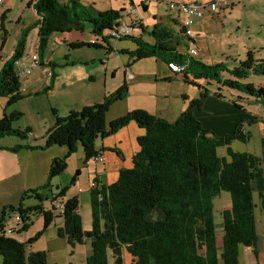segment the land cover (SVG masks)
Segmentation results:
<instances>
[{"label": "trees", "instance_id": "1", "mask_svg": "<svg viewBox=\"0 0 264 264\" xmlns=\"http://www.w3.org/2000/svg\"><path fill=\"white\" fill-rule=\"evenodd\" d=\"M140 7L146 10L145 6ZM32 8L38 17L34 27L37 28L40 61L53 34L83 32L86 24L93 34L108 44L110 37L103 36V33L119 23L123 12H99L93 5L82 6L78 0H33ZM137 22H141L140 19ZM140 24L132 27L146 31ZM180 34L184 35V32L174 34L171 29L156 24L148 33L152 43L132 35L121 37L129 38L137 45L129 53L133 61L153 58L166 65L171 62L186 63V70L180 75L185 83L201 91L198 99L191 100L189 109L181 112L175 121L168 122L137 109L106 126L105 117L109 108L127 97L125 82L105 95L101 103L70 112L67 117L61 118L52 111L53 124L45 132L44 146L40 149L65 147L67 154L63 158H54L49 167L48 182L28 193L34 196L37 205L23 208L20 203L18 208H3L0 214L2 264H48L46 252H28L27 246L31 247L38 240L52 223L54 214L62 218V226L57 228L56 235L65 239L71 249L83 245L85 241L90 242L91 254L86 258V264H108L109 256L113 257L114 264H122L124 250L135 259L136 264H240V246L252 248L256 255L255 210L259 209L260 214L264 212V119H260L263 124L260 156L234 152L232 142L246 143L249 140L244 124H253L258 119L244 116L229 133L224 134H216L206 128L198 114L210 94L217 99H221V95L197 85L196 81L213 82L228 91H240L255 103L264 105V88H254L245 83L250 75L264 76V60H255L248 52L246 58L233 69H227L223 64L206 65L187 53L177 52ZM25 41L26 30L21 34L13 56L0 70V97L7 98V105L23 98L15 62L22 56ZM84 46L99 47L96 44L84 45V42L69 44L71 49ZM111 51L108 46L107 52ZM41 64L44 63L41 61ZM45 64L50 69L54 66L51 62ZM55 77V72L51 70L45 90L51 89ZM18 116L16 113L0 118V139L10 136L23 139L25 134H30L29 129L22 132L12 128L11 122ZM131 122L144 131L136 139L138 151L132 158V167L121 169L116 181L110 185L97 186L95 183L89 195L91 227L89 231H84L78 200L71 198L63 201L66 188L53 194L49 180L63 173L68 158L77 151L78 144L82 147L85 161H88L96 156L95 139L112 136ZM220 148H225V153L219 154ZM19 149L36 147H0V150L11 152ZM44 190L49 191L51 199L41 194ZM222 193L229 195L230 202L229 207L220 212L221 241L218 244L214 199ZM48 200L50 206L56 201L63 203V213H57L52 206L50 210H44L42 203ZM6 210L18 213L17 222L22 231L31 225L33 214L42 215L43 231L26 243L6 237L3 228Z\"/></svg>", "mask_w": 264, "mask_h": 264}, {"label": "rangeland", "instance_id": "2", "mask_svg": "<svg viewBox=\"0 0 264 264\" xmlns=\"http://www.w3.org/2000/svg\"><path fill=\"white\" fill-rule=\"evenodd\" d=\"M29 0H5L0 3V70L13 56L17 43L21 38V34L26 30V41L19 64L29 63L28 57L33 53L34 46L37 40V28L34 27L36 15L34 11L27 9V2ZM82 6L93 5L99 12H106L109 10L120 12L123 10L122 20L127 26L131 22L139 20L141 16L142 21L147 20V31L142 35V40L145 42H153V39L148 35L152 28V18L158 20L165 17H173L172 10H169V3H176L175 0H143L147 4L148 9L143 11L141 6L142 0H78ZM212 1V0H211ZM210 1V2H211ZM10 6V7H7ZM138 12H131L134 9ZM176 12L174 11V14ZM3 21L1 22V17ZM185 16L183 14L178 18L179 22H183ZM177 29H181L179 25ZM132 34L136 36V29L132 30ZM107 33L104 32L103 36ZM84 45L96 44L99 47H81L71 49L69 45H54L53 38L48 43L46 51L52 53L50 57L53 60V67L51 70L55 72L59 85L57 88H51V93L47 90H41L35 93L33 90H25L23 98L12 105H7V98L0 97V118L3 115L10 116L18 113V118L11 122V126L15 130L25 131L30 130L28 138L32 146L40 148L44 146L45 132L51 126L53 119L52 111L57 116L64 118L74 110L80 111L83 107L78 105L79 101L88 103L84 107L102 102L105 95L114 92L124 82L127 86V97L121 102L113 104L105 117L106 126L112 120L119 118L131 111L141 109L150 114L151 112H158L163 119L168 122H173L183 111L189 109L191 100L198 99L200 88L184 82L182 75L172 74L169 77L162 75L161 64L157 59H144L140 61H133L130 52L137 48V45L129 38H108L107 43L103 42L102 38L93 34L92 29L86 24L83 31ZM215 41V39H214ZM53 45V46H52ZM112 49L107 52V47ZM245 59V55L241 60ZM238 61H226L224 63L227 68L233 69L238 66ZM33 72L26 78L20 79V82L26 84L32 80L38 81L41 78V68H34ZM228 75L226 72H224ZM131 74L134 78H127ZM190 79V78H188ZM197 85L205 87L212 93H219L221 99L215 98L224 104H228L236 113H242L248 116V119H258L253 124H244V132L248 133L249 140L246 143L234 141L231 144V149L234 152H248L255 156H260V141L263 137V124L260 119H264V105L255 103V101L246 94L237 90H226L218 84H207L203 81H196ZM245 83L251 84L254 88H264V76L250 75ZM220 87V89H218ZM31 92L29 95L28 92ZM249 99V100H248ZM213 105V102H210ZM208 104V103H207ZM205 103V106H207ZM199 112V114L210 113L212 107L209 106ZM77 108V109H76ZM144 108V109H143ZM222 109H225L224 107ZM198 114V116H199ZM200 120V119H199ZM201 121V120H200ZM202 123V122H201ZM204 126V124L202 123ZM216 134L219 133L214 128L209 127ZM25 134V138L21 139L16 136L5 137L0 139V147L6 149H14L17 146H27L29 142ZM102 140L97 138L94 140V149L100 147ZM55 147V146H54ZM52 148V147H51ZM7 151V150H2ZM42 156L29 155L21 149L13 152V162L10 160L1 164L3 160L0 158V206L7 208H18L22 203L23 208L33 207L38 204L32 194H28L30 190H34L32 186L42 187L48 182L49 166L44 164L42 158L46 157L49 149L41 150ZM52 151H63L67 154V148H52ZM11 152V151H8ZM82 147L77 146V151L71 154L68 158L66 168L63 173L49 180L50 187L53 188V194H57L62 189L66 188L68 200L73 198L71 192L77 189L71 186V181L75 177L76 171L79 168V156L82 157ZM5 153V152H0ZM218 153H225V148L218 149ZM65 154V155H66ZM64 155V156H65ZM59 157V158H63ZM0 157L9 158L7 154H0ZM104 163H96L98 170H101ZM93 164L90 163V167ZM68 169V170H67ZM74 175V176H72ZM62 177V178H60ZM78 178V176H76ZM86 174L83 173L81 183L86 182ZM59 187V191H56ZM38 188V187H37ZM35 188V189H37ZM46 195L48 199L50 194L48 190L41 192ZM229 195L222 193L219 197L214 199V222L216 224V237L218 244L221 241V210L229 207ZM82 207L83 216L85 218L86 212L89 215V206L87 203ZM258 204V202H257ZM44 210H50V202L44 201L42 203ZM86 207L87 211H86ZM3 209L1 210V212ZM0 212V214H1ZM5 222L3 224L4 233L6 237L12 238L18 242L26 243L29 239L36 236L43 231V217L39 214H33L31 217V225L26 231H22V227L17 222L18 213L16 211L9 212L6 210ZM54 214L53 220L58 222V218ZM256 230L258 234V242L256 245V255L252 248L240 246L238 251V261L240 264H264V212L259 213V209L255 210ZM42 223V224H41ZM263 225V227H262ZM27 232V235L24 234ZM56 227L52 223L42 232V235L32 245L34 251L49 252V264H63L69 260L66 241L57 238ZM24 239V242L22 240ZM27 248H30L27 246ZM82 251V248H79ZM28 250V249H27ZM74 259V258H73ZM1 261V259H0ZM110 264H113L111 259ZM74 264H85L82 254L78 252L74 259ZM220 264H222L220 262Z\"/></svg>", "mask_w": 264, "mask_h": 264}, {"label": "crops", "instance_id": "3", "mask_svg": "<svg viewBox=\"0 0 264 264\" xmlns=\"http://www.w3.org/2000/svg\"><path fill=\"white\" fill-rule=\"evenodd\" d=\"M175 1L176 3H190V2L207 3L210 2L211 0H175ZM32 5H33V0H29L27 2L26 8L27 9L31 8L33 10ZM142 5L145 6L146 10L148 9L147 4H144L143 0L141 1V6ZM135 10L136 12H138V9L135 8ZM174 11L176 12L175 14ZM174 11L172 12L173 17L168 16L163 19L159 18L158 20H156L154 16V18H152L151 25L154 26L158 24L160 26H164L168 29H171L174 34L178 32L179 33L182 32V24L185 21L186 16L183 14L185 16V19L181 23L178 20L181 14L180 13L178 14L176 10ZM139 19L141 21L140 25H142V27L147 31L148 28L146 25L148 24L147 20L142 21L141 16H139ZM37 20L38 17L36 16L35 23L37 22ZM119 22L126 24L122 20V18L119 20ZM177 25H179L181 29H177L176 28ZM132 29H136V33L138 34L136 37L142 38V35L145 32L144 30L136 27H132ZM193 31L195 35L194 38H189L183 34H180L179 36L180 38H178V42H177L178 47L176 48L179 54L187 53L192 48H196L197 55L193 57V59L196 61H200L206 65H216V64L224 65V63H226V61L229 60H233L235 62L237 61L241 62L242 61L241 58H243L244 55L246 58L248 52L252 53L255 60H264V0H226V8L222 11L220 15H211L208 12H206L203 19H200L194 24ZM82 34L83 32H79V31H72L70 33H62V34L59 33L53 34L49 39V43L52 38L54 41L53 44L55 43L54 45H58V46L64 44L69 45L72 43H80L83 42ZM131 35L135 36L132 33ZM37 43H38V37L35 44L37 45ZM46 50L43 53L41 61L44 64L47 62L53 63V60L50 57V53L53 52L52 48L50 52ZM158 61L161 64L160 66L162 68V75L165 77H169L170 75H172L168 71L166 67V63L160 60ZM17 62H18V66L26 65V62L22 64H19V61ZM227 67L228 66H225V68ZM32 72L33 71H31V73ZM31 73L29 75H31ZM134 77L135 76L131 74L127 75V78L129 79L130 78L132 79ZM48 84H49V80L43 81L40 78L38 81L32 80L30 82H27L26 84L20 82V93L23 95L25 90H30V89H34L33 91L35 93H38L41 90H45ZM58 85L59 83L57 79H55L51 85V88L52 89L57 88ZM50 91L51 89L49 90V93H51ZM30 93L31 92L29 91L27 95H29ZM210 102H213V105H211ZM205 103L206 104L208 103L207 106L204 105L205 108L209 106L212 107V111L210 113L199 114V119L206 128L212 127L219 133H229L232 130V128L236 125V123L240 119L244 118V114L236 113L230 105L224 104L221 101L219 102L218 100L216 101L215 97L212 94L208 96ZM86 104L88 103H85L83 101H79L78 103V105H82V107H84V105ZM223 107L225 109H222ZM151 113H154L153 115L157 117L163 118L161 114L158 112H151ZM52 124H53V119L48 125H52ZM143 134L144 131L139 129L135 125V123L131 122L126 127L120 129L114 135L109 136L105 139H101L102 141L100 142V147L98 149H95L96 155L102 153L105 159L101 170H98V166L96 165V162H94L93 160L90 159L88 161H85L83 152L81 153L82 157L80 158L79 156V168L77 169L78 178L75 177V181L73 184L74 187L76 185L77 189L76 190L73 189L71 194L73 198H76L78 200V205H79L78 212L82 219V227L84 231H89L91 227L90 196H89L90 191L92 190L91 184L95 182L97 183V186L110 185L116 181L118 172L121 169L132 167V158L134 154L138 151L136 139ZM27 140L28 141L30 140L28 138V135H27ZM26 145L29 147H35L32 146L30 141ZM52 148H58V147L53 146ZM52 148H48L50 150L48 155L42 158L43 165L46 164L49 166V164L54 158H59L66 154L65 152L63 153V151H52ZM41 150L42 149L40 148L31 149V150L21 149V151H24L29 155L37 154L38 156H42L40 153L42 152ZM0 152H5L0 154H7L11 156L9 158L0 157L3 160L1 164H4L8 160H10V162H13L12 155L15 153L2 151V150H0ZM90 163L93 164L92 167H90ZM83 173L86 174L87 180L86 182L81 183L80 180L83 177ZM37 187L40 186L35 185L32 186L31 188L35 189ZM53 190L54 189L51 188L52 192ZM55 190L59 191V187H56ZM66 197L67 194H65V197L62 200L64 201ZM85 203H87L89 206V215L88 212H86V216L84 218L82 207L83 205L84 206L86 205ZM3 208L4 207L0 206V212ZM87 208L88 207H86V211ZM57 218H58V222L55 220L52 221V225L53 227H56V230L57 228L62 226V218L60 217ZM24 234L27 235V232ZM258 238L259 237L257 234V239ZM24 239L25 238H23L22 242H24ZM263 239H264V233H263ZM65 243L67 245V248H65V250L68 253L69 260H67V262L63 264H74V259L78 252L82 254L84 263L86 264L85 262L86 258L91 254L90 242L85 241L83 245H76L73 249L69 247L67 241ZM32 247L33 246L28 248V252L34 251ZM79 248H82V251ZM47 253L49 252L47 251L46 254ZM121 256H122V264H136L135 259L125 250L122 252ZM47 258H48V254H47ZM110 259L114 264L112 256H109L108 264H110L109 263ZM0 264H2L1 261Z\"/></svg>", "mask_w": 264, "mask_h": 264}, {"label": "built area", "instance_id": "4", "mask_svg": "<svg viewBox=\"0 0 264 264\" xmlns=\"http://www.w3.org/2000/svg\"><path fill=\"white\" fill-rule=\"evenodd\" d=\"M5 0H0V3H2ZM169 10H176L178 14H184L186 16L185 21L182 24V31L184 32V35L189 38H194V31L193 27L194 24L199 21L200 19H203L206 12H208L211 15H220L222 11L226 8V0H212L211 2L207 3H200V2H190V3H169L168 4ZM131 10L130 13L135 12ZM140 22H137V20L133 21L130 26H127L126 24L119 22L113 29L107 31V36L110 38H116L120 39L121 37H124L126 35H131L132 33V26L139 25ZM187 55L190 57H195L197 55L196 48H192L187 52ZM29 63L27 65L18 66V62H15V67H17V76L22 79L27 77L31 71L34 68H41V78L43 81L49 80L51 76V69L47 64H41L40 58L38 56L37 51V45L34 48V51L31 55L28 57ZM168 71L171 74H182L186 70V63L178 64V63H168L166 65ZM91 160H93L96 163H104L105 159L102 153L97 154L96 156L92 157ZM91 187H95V182L91 184ZM52 207L57 211V213L62 214L64 211V205L61 202H53L51 204ZM17 221L19 220V217H16Z\"/></svg>", "mask_w": 264, "mask_h": 264}]
</instances>
